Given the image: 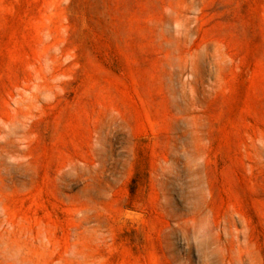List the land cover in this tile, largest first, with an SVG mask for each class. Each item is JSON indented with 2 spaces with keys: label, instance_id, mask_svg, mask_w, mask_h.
Instances as JSON below:
<instances>
[{
  "label": "rangeland",
  "instance_id": "1",
  "mask_svg": "<svg viewBox=\"0 0 264 264\" xmlns=\"http://www.w3.org/2000/svg\"><path fill=\"white\" fill-rule=\"evenodd\" d=\"M0 264H264V0H0Z\"/></svg>",
  "mask_w": 264,
  "mask_h": 264
}]
</instances>
